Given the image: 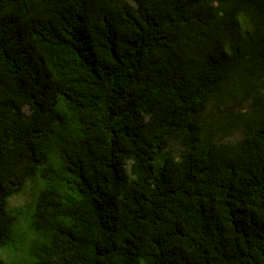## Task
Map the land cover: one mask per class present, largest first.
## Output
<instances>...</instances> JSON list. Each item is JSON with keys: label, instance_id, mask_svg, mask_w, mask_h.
I'll return each instance as SVG.
<instances>
[{"label": "trees", "instance_id": "obj_1", "mask_svg": "<svg viewBox=\"0 0 264 264\" xmlns=\"http://www.w3.org/2000/svg\"><path fill=\"white\" fill-rule=\"evenodd\" d=\"M0 264H264V0H0Z\"/></svg>", "mask_w": 264, "mask_h": 264}, {"label": "rangeland", "instance_id": "obj_2", "mask_svg": "<svg viewBox=\"0 0 264 264\" xmlns=\"http://www.w3.org/2000/svg\"><path fill=\"white\" fill-rule=\"evenodd\" d=\"M28 185H27V187H28ZM28 194H29V191H28V188H27L24 192L19 193V194L13 196L9 200L10 205L11 206H15V205L24 204L27 201V199H28Z\"/></svg>", "mask_w": 264, "mask_h": 264}]
</instances>
